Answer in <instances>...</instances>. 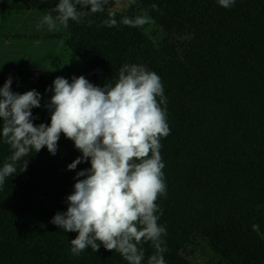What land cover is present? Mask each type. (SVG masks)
Instances as JSON below:
<instances>
[{
    "label": "trees",
    "instance_id": "1",
    "mask_svg": "<svg viewBox=\"0 0 264 264\" xmlns=\"http://www.w3.org/2000/svg\"><path fill=\"white\" fill-rule=\"evenodd\" d=\"M21 1L42 16L57 15L59 0ZM122 1L129 4L109 0L103 12L58 26L90 83L114 86L125 64L160 77L170 128L160 141L166 196L156 201L158 224L166 228L165 264H190L181 250L194 234L227 264H264V0H235L227 9L218 0H136L130 8L150 17L162 33L158 43L119 23L127 15L113 8ZM109 13L116 27L103 24ZM13 73L0 71V87ZM33 89L42 97L33 123L48 125L53 92L40 80ZM11 154L0 138V167ZM81 155L61 134L55 156L45 147L16 163L0 186V264H127L102 245L73 256L70 241L78 233L51 223L67 211L76 174L90 168L84 162L67 170ZM140 247L147 264L155 249L151 242Z\"/></svg>",
    "mask_w": 264,
    "mask_h": 264
},
{
    "label": "clouds",
    "instance_id": "2",
    "mask_svg": "<svg viewBox=\"0 0 264 264\" xmlns=\"http://www.w3.org/2000/svg\"><path fill=\"white\" fill-rule=\"evenodd\" d=\"M135 2L129 0V5ZM108 3L59 0L52 9L57 15L45 14L40 26L47 25L49 31L58 25L67 28L70 20L80 23L89 14L103 12ZM218 3L227 9L235 0ZM156 7L152 5L153 10ZM149 22L146 13L119 21L129 27ZM103 24L116 27L115 14L109 13ZM12 83L9 76L0 87V138L12 151L10 162L0 167V186L16 172V163L32 151L39 153L46 147L55 156L63 134L82 154L67 170L90 162V168L76 174L74 191L66 197L67 211L57 212L51 220L65 232L78 233L70 241L71 254L78 257L88 248L96 253L102 245L107 251L119 252L127 264H142L140 245L151 242L155 254L147 264H165L167 248L162 237L166 228L158 224L161 210L156 201L166 196L160 141L170 134V128L160 77L135 64L121 68L114 86L99 87L84 76H74L71 82L57 77L47 90L53 92L45 105L51 113L48 125L33 123L38 117L32 115V109L41 107L40 93L35 89L14 93ZM27 165L28 160L22 171Z\"/></svg>",
    "mask_w": 264,
    "mask_h": 264
},
{
    "label": "rangeland",
    "instance_id": "3",
    "mask_svg": "<svg viewBox=\"0 0 264 264\" xmlns=\"http://www.w3.org/2000/svg\"><path fill=\"white\" fill-rule=\"evenodd\" d=\"M128 17L144 15L122 1L113 8ZM43 16L21 0H0V69L13 70L11 90L24 94L38 80L51 88L57 77L71 82L72 77H86L87 68L65 46L67 34L58 26L49 31L40 26ZM151 20V19H150ZM153 42L162 38L161 31L149 22L137 27ZM264 240V233L260 234ZM181 255L190 264H227L201 236L194 234L182 248Z\"/></svg>",
    "mask_w": 264,
    "mask_h": 264
},
{
    "label": "crops",
    "instance_id": "4",
    "mask_svg": "<svg viewBox=\"0 0 264 264\" xmlns=\"http://www.w3.org/2000/svg\"><path fill=\"white\" fill-rule=\"evenodd\" d=\"M28 7V6H27ZM2 70H7V69H0V71H2Z\"/></svg>",
    "mask_w": 264,
    "mask_h": 264
}]
</instances>
